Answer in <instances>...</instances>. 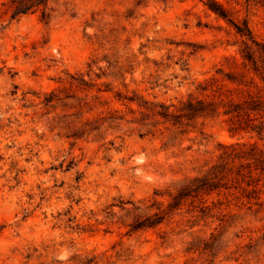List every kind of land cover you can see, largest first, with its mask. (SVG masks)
I'll list each match as a JSON object with an SVG mask.
<instances>
[{
	"label": "rangeland",
	"instance_id": "374dc122",
	"mask_svg": "<svg viewBox=\"0 0 264 264\" xmlns=\"http://www.w3.org/2000/svg\"><path fill=\"white\" fill-rule=\"evenodd\" d=\"M7 1L0 0V264H264L260 166L258 203L230 196L224 223L185 206L128 233L154 198L166 203L186 178L205 172L223 144L264 152V129L234 131L224 114L182 127L129 121L141 117L130 111L137 102L180 106L203 95L201 83L245 70L243 50L257 49L252 39L209 0H48L15 19ZM215 1L264 44V0ZM73 76L89 84L74 98ZM53 91L62 99L46 105ZM116 110L124 119L108 117ZM212 231L213 260L188 250Z\"/></svg>",
	"mask_w": 264,
	"mask_h": 264
},
{
	"label": "trees",
	"instance_id": "16d2710c",
	"mask_svg": "<svg viewBox=\"0 0 264 264\" xmlns=\"http://www.w3.org/2000/svg\"><path fill=\"white\" fill-rule=\"evenodd\" d=\"M47 3L48 0H8L4 5L7 6L6 12H11L12 18L15 19L30 11H35L41 6L46 8ZM207 5L220 16L228 19L239 33L250 37L257 46V49L247 47L243 50L242 58L245 70L227 72L221 79L222 83L211 87L201 83L200 88L203 95L194 96L191 94L186 101H182L180 106L174 103L153 104L148 101L145 102V105L137 102L134 97L121 94L117 95V99L122 102H137L140 109L131 108L130 111L132 113L139 112L141 117L129 121L144 128L151 125L150 122H147L150 118L162 119V123L170 122L174 126L182 127L190 125L202 117H215L224 114L229 116L232 130L257 131L258 134H262L264 129V44L253 37L246 21L242 24L236 21L230 11L221 3L209 0ZM42 18L48 19L49 13L43 10ZM72 78L70 87L75 89L67 97L74 98L75 90L79 88L89 90L87 89L89 84L85 79L75 76ZM99 90L101 91V89ZM60 99H62L61 95L53 91L46 96L44 103L49 105L54 100ZM87 103L88 101L85 102V104ZM89 109L92 110L93 107ZM116 112L117 110L111 112L108 117L124 119V114L119 115ZM89 123L92 122L88 120L86 124ZM85 131L83 130V132ZM71 136L77 138L80 135L78 132H73ZM221 148L218 159L205 172L186 178L175 188V191H170L166 203L154 198L147 206L151 211L138 215L129 224L128 233L154 228L185 206L189 207L188 210L191 212L197 210L201 218L217 216L222 224L226 221L225 217L231 213V211L225 212L222 209V205H225L226 209L230 208L232 203L230 196L233 197V200L241 201L242 204L244 201L251 203L253 199H256L257 204L261 192V189L258 188L260 177L254 175V170L260 166L264 171L263 150L256 144L246 142L223 144ZM253 165L256 167L253 168ZM154 194L163 196L165 193L155 191ZM188 250L199 251L206 254L209 260H213L219 252L218 237L212 231L209 239L192 243Z\"/></svg>",
	"mask_w": 264,
	"mask_h": 264
}]
</instances>
